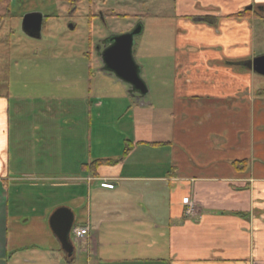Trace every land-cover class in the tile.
Instances as JSON below:
<instances>
[{"label": "crops", "instance_id": "obj_1", "mask_svg": "<svg viewBox=\"0 0 264 264\" xmlns=\"http://www.w3.org/2000/svg\"><path fill=\"white\" fill-rule=\"evenodd\" d=\"M172 3V16L147 12L151 25L169 24L165 39L148 43L152 58L141 66L133 53L149 76L144 97L105 71L97 99L89 88L0 94V264H264V89L246 65L264 0ZM67 4L89 13L84 1ZM36 12L44 29L51 15ZM158 78H169L170 104L154 135L144 107ZM116 100L133 124L93 135V110ZM97 159L115 162L82 167ZM59 208L88 230L81 239L69 232L71 255L51 228Z\"/></svg>", "mask_w": 264, "mask_h": 264}, {"label": "rangeland", "instance_id": "obj_2", "mask_svg": "<svg viewBox=\"0 0 264 264\" xmlns=\"http://www.w3.org/2000/svg\"><path fill=\"white\" fill-rule=\"evenodd\" d=\"M152 1L153 7L149 8ZM96 3V10L105 12L106 17L92 18L88 24L87 18L81 14L88 9L78 5L77 10L71 14L66 0H12L9 9L0 3V13L8 10L0 21V94L74 95L87 93L86 89L89 88L92 98L97 99L98 88L106 80L103 78L105 75L97 45L111 35L134 27L138 21H142L144 27L141 34L134 38L133 53L135 51V58L141 66L146 65L149 58H152L151 49H157L148 43L165 39L169 27L165 21L151 25L147 12L153 10L157 15L172 16V0H104ZM36 11L51 17L39 36L32 38L22 30V18L26 13ZM254 39L256 56L264 55V20L257 23ZM156 54L161 56L155 55V58L166 57L162 52ZM162 69L161 72L166 76L167 68ZM88 70L91 74H88ZM142 77L148 80V73L145 71ZM254 77L255 85H258L256 89L259 86L264 89V76L255 74ZM157 80V88L149 81L152 89L146 97L155 112L149 106L144 107L146 116L154 118V135L164 133V122L169 118L166 113L167 104H170V93L167 92L169 78ZM160 80L164 81L165 86L161 85ZM259 91H255L256 96ZM123 104L121 100H116L113 108L114 103L105 102L103 107L93 110V135L97 134L101 138L106 129L104 126L116 128V125L124 127L133 124V113L128 107L124 108ZM95 144L96 141H93ZM108 145L106 143L105 148Z\"/></svg>", "mask_w": 264, "mask_h": 264}, {"label": "water", "instance_id": "obj_3", "mask_svg": "<svg viewBox=\"0 0 264 264\" xmlns=\"http://www.w3.org/2000/svg\"><path fill=\"white\" fill-rule=\"evenodd\" d=\"M41 20L42 14L39 12L26 13L22 18V30L30 37H38L41 30ZM135 27L130 31L106 38L105 43L109 45L101 50L98 49V56L102 62V70L126 83L129 86V92L139 99L147 93V86L140 76L139 65L133 56L134 38L141 32L140 25ZM246 65L256 74L264 76V55L252 58ZM50 223L63 249L71 255L73 247L69 240V232L72 226L70 212L65 208L57 209L52 214Z\"/></svg>", "mask_w": 264, "mask_h": 264}, {"label": "trees", "instance_id": "obj_4", "mask_svg": "<svg viewBox=\"0 0 264 264\" xmlns=\"http://www.w3.org/2000/svg\"><path fill=\"white\" fill-rule=\"evenodd\" d=\"M69 4H77V3H80L82 1L86 2V4L89 6V14L87 15V17H89V22H91V19L92 17L94 16V12H93V8H92V5L95 4V1L96 0H66ZM0 3L1 4H4L7 8H9V3H10V0H0ZM7 13V12H6ZM6 13L4 14H0V21L2 20V18L6 15ZM242 14H245V11L241 12V13H236L235 15L236 16H239V15H242ZM151 144H159V143H151ZM130 146L131 144L129 142L126 143L125 145V148H124V151H123V155H127L129 150H130ZM115 162V160H111V159H97V160H94L92 161L91 163H89L88 165H83L82 167L83 168H88L90 169L91 171L92 170H96L99 166L103 165V164H106V165H111ZM235 167H239V165H245V161H238V162H234L233 163Z\"/></svg>", "mask_w": 264, "mask_h": 264}, {"label": "built area", "instance_id": "obj_5", "mask_svg": "<svg viewBox=\"0 0 264 264\" xmlns=\"http://www.w3.org/2000/svg\"><path fill=\"white\" fill-rule=\"evenodd\" d=\"M184 203L186 205V212H185L186 215L193 214L194 208H193L192 203L187 199H184ZM71 232L76 239H81L83 236L87 235V228H85V227H73L71 229Z\"/></svg>", "mask_w": 264, "mask_h": 264}, {"label": "flooded vegetation", "instance_id": "obj_6", "mask_svg": "<svg viewBox=\"0 0 264 264\" xmlns=\"http://www.w3.org/2000/svg\"><path fill=\"white\" fill-rule=\"evenodd\" d=\"M96 1H100V2H103L104 0H96ZM96 1H95V5L97 4L96 3ZM72 5V7H75V3H73V4H71ZM69 13H70V11H69ZM72 14V13H71ZM89 14V13H88ZM87 14V15H88ZM87 15H86V17H87ZM95 17H100V18H103V17H105L104 16V13H103V11L102 10H100V9H98L97 10V12H94V16L92 17V18H95ZM88 18V20H89V17H87ZM264 19V18H263ZM135 26H137L136 24L134 25V27ZM134 27H129L128 29H127V31H130V30H132ZM135 28H137V27H135ZM90 44H92V46H93V42H91ZM109 44L108 43H105V39H103L102 40V43L101 44H99V45H97V47H96V49L98 50H101V49H103L104 47H107Z\"/></svg>", "mask_w": 264, "mask_h": 264}]
</instances>
